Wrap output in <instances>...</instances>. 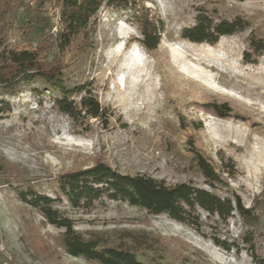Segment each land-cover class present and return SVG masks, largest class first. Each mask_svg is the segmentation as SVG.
<instances>
[{"label": "rangeland", "instance_id": "rangeland-1", "mask_svg": "<svg viewBox=\"0 0 264 264\" xmlns=\"http://www.w3.org/2000/svg\"><path fill=\"white\" fill-rule=\"evenodd\" d=\"M135 1L162 27L157 48L148 52L137 42L134 10L102 8L64 74L68 84L87 85L105 117L72 122L52 107L47 94L33 95L34 85L6 99L11 110L0 113V264H95L68 256L60 246L62 230L20 202L5 179H26L52 196L50 179L103 163L123 175L167 185L190 182L210 191L193 166L192 148L214 167L220 157L231 161L234 174L225 173L227 186L213 192L238 196L256 215L255 228L246 229L236 213L225 223L201 213L197 233L120 202L84 211L63 201L56 208L85 239L128 249L145 261L253 264L242 244L246 230L253 233L257 255L264 256V59L252 57V64L242 59L250 33L264 38V0ZM44 9L53 33L58 9L53 4ZM2 11L0 39L26 45L24 12ZM199 13L214 21L240 18L247 28L212 46L183 40L182 30L193 27ZM212 104L227 106L230 116L220 118ZM213 237L236 246L226 252Z\"/></svg>", "mask_w": 264, "mask_h": 264}, {"label": "trees", "instance_id": "trees-1", "mask_svg": "<svg viewBox=\"0 0 264 264\" xmlns=\"http://www.w3.org/2000/svg\"><path fill=\"white\" fill-rule=\"evenodd\" d=\"M47 4L58 9L57 28L53 33L51 20L44 9ZM0 7L4 15H12L20 9L24 12L26 18L20 22L21 37L27 41L26 45L11 46L0 39V113L11 110L6 99L17 96L22 87L34 85L37 87L32 88L33 95L47 94L52 107L72 122L105 117L87 85L68 84L64 77L74 63L71 60L73 50L80 47L83 38L88 36L102 8L134 10L137 15L133 20L139 32L137 42L146 51H154L160 40L162 27L149 19L146 10L135 0H0ZM246 28L247 24L240 18L214 21L199 13L194 26L182 30L181 38L193 44L212 46L219 39L242 33ZM252 57L264 59V38L250 33L247 49L242 54L244 64H252ZM74 96L79 97L77 102ZM222 107L210 105L220 118L229 117L231 110ZM190 152L196 172L210 191L197 188L190 182L167 185L163 180L145 175H123L103 163L50 179L48 185L52 196L41 194L35 183L26 179H5L4 183L16 193L20 202L38 212L46 224L62 230L60 246L68 256L95 264H161L140 259L128 249L106 247L97 239H85L74 230L73 222L60 213L56 204L65 201L71 209L88 211L105 201L125 203L152 216L165 215L197 233L203 226L201 213L209 218L216 217L222 223L236 213L246 229L255 228L258 225L256 215L252 209L243 207L238 196L221 198L213 192L218 187L227 186L223 178L225 173L228 177L234 174L231 161L223 162L220 157V165L214 167L194 148ZM253 237V233L246 230L242 244L253 264H264V256L256 253ZM212 242L226 252L236 246L215 237Z\"/></svg>", "mask_w": 264, "mask_h": 264}, {"label": "bare ground", "instance_id": "bare-ground-1", "mask_svg": "<svg viewBox=\"0 0 264 264\" xmlns=\"http://www.w3.org/2000/svg\"><path fill=\"white\" fill-rule=\"evenodd\" d=\"M5 264H9V263H5Z\"/></svg>", "mask_w": 264, "mask_h": 264}]
</instances>
